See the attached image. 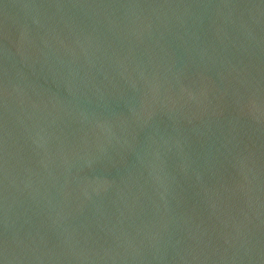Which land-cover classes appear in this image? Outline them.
<instances>
[{
  "label": "water",
  "instance_id": "water-1",
  "mask_svg": "<svg viewBox=\"0 0 264 264\" xmlns=\"http://www.w3.org/2000/svg\"><path fill=\"white\" fill-rule=\"evenodd\" d=\"M0 264H264V0H0Z\"/></svg>",
  "mask_w": 264,
  "mask_h": 264
}]
</instances>
